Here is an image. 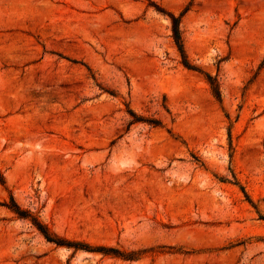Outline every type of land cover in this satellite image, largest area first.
I'll return each mask as SVG.
<instances>
[{
  "label": "rangeland",
  "instance_id": "obj_1",
  "mask_svg": "<svg viewBox=\"0 0 264 264\" xmlns=\"http://www.w3.org/2000/svg\"><path fill=\"white\" fill-rule=\"evenodd\" d=\"M0 177V264H264V0H0Z\"/></svg>",
  "mask_w": 264,
  "mask_h": 264
},
{
  "label": "trees",
  "instance_id": "obj_2",
  "mask_svg": "<svg viewBox=\"0 0 264 264\" xmlns=\"http://www.w3.org/2000/svg\"><path fill=\"white\" fill-rule=\"evenodd\" d=\"M172 18V31H173V38L175 41V44L179 50V52L181 53L182 56V62L183 64L189 68V69H195L196 67H194L193 65H191L189 63V61L187 60L186 57V53H185V47H184V43H183V39H182V35H181V30H180V21L181 18L180 16H175V15H171ZM209 81L211 82L213 89L216 93V95L218 97H220V91L218 89V85L216 83V81H214L212 79V77L210 75H208ZM156 125H158L159 123H155ZM0 180L3 181V178L0 177ZM9 208L19 217L21 218H27V217H31V220L33 222V224L35 226H37V228L41 231V233L49 240V241H53L58 245H67V246H76V242L75 241H70L68 239H64L61 237H58L57 235H54L53 233H51L49 231V229L46 227V225H44L42 222H40L36 217L31 216L28 211L22 209L18 204H16L13 201V205L9 206ZM88 249H90V247H86Z\"/></svg>",
  "mask_w": 264,
  "mask_h": 264
}]
</instances>
